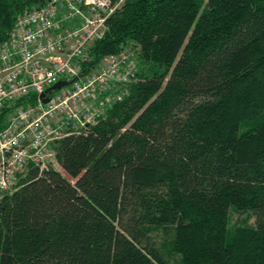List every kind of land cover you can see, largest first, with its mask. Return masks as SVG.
<instances>
[{
	"label": "trees",
	"instance_id": "trees-1",
	"mask_svg": "<svg viewBox=\"0 0 264 264\" xmlns=\"http://www.w3.org/2000/svg\"><path fill=\"white\" fill-rule=\"evenodd\" d=\"M47 2L0 0V43ZM108 27L91 66L133 44L139 82L0 199V264H264V0H126Z\"/></svg>",
	"mask_w": 264,
	"mask_h": 264
},
{
	"label": "built area",
	"instance_id": "built-area-1",
	"mask_svg": "<svg viewBox=\"0 0 264 264\" xmlns=\"http://www.w3.org/2000/svg\"><path fill=\"white\" fill-rule=\"evenodd\" d=\"M125 1L48 0L20 15L0 43V199L30 166L59 170L58 143L86 136L139 82L135 50L91 66L92 46ZM60 82L69 84L42 97Z\"/></svg>",
	"mask_w": 264,
	"mask_h": 264
},
{
	"label": "rangeland",
	"instance_id": "rangeland-1",
	"mask_svg": "<svg viewBox=\"0 0 264 264\" xmlns=\"http://www.w3.org/2000/svg\"><path fill=\"white\" fill-rule=\"evenodd\" d=\"M126 49H130V50H135L138 54V48H133V44H129ZM56 168H58V166H56ZM59 169V168H58ZM61 170V169H59ZM63 172V171H62ZM18 190V184L17 187L13 190V192H11L10 194L16 192ZM232 209H230V226H235V225H240L242 223L245 222V220H247L249 218V224L250 225H255V218L250 214V213H239L236 211H231ZM152 239L156 242V244L159 247H162V245L164 247L168 246V243L170 241V237H168L165 233L163 232H154L151 235ZM163 253L166 255V258L168 259L170 264H177L179 261V257L172 255L171 253H168V251L164 250V248H162ZM168 253V254H167ZM170 254V255H169Z\"/></svg>",
	"mask_w": 264,
	"mask_h": 264
},
{
	"label": "water",
	"instance_id": "water-1",
	"mask_svg": "<svg viewBox=\"0 0 264 264\" xmlns=\"http://www.w3.org/2000/svg\"><path fill=\"white\" fill-rule=\"evenodd\" d=\"M68 84L69 83H67V82H60V83H58V84H56V85H54L51 89H49L46 93H44L43 95H42V97H45L46 96V94L48 93V92H51V91H53V90H59V89H61L62 87H66V86H68ZM49 102V99H44V103L46 104V103H48Z\"/></svg>",
	"mask_w": 264,
	"mask_h": 264
}]
</instances>
